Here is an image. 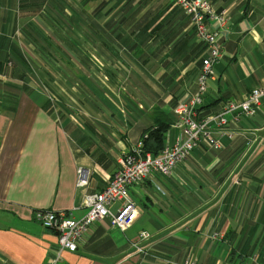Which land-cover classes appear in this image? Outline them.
I'll return each mask as SVG.
<instances>
[{
  "label": "crops",
  "instance_id": "crops-1",
  "mask_svg": "<svg viewBox=\"0 0 264 264\" xmlns=\"http://www.w3.org/2000/svg\"><path fill=\"white\" fill-rule=\"evenodd\" d=\"M207 1L229 24L199 117L264 83V0ZM204 48L169 0H0V264L54 256L57 235L34 211L80 219L84 197L105 188L155 116L176 120L177 102L196 90ZM23 50L46 61L31 70ZM70 67L91 71L85 96ZM39 81L58 102L34 89ZM109 96L124 106L123 119ZM71 103L81 111L68 110ZM227 119L234 136L215 134L221 149L200 144L169 177L154 173L129 188L137 208L129 228L94 223L58 264H264V106ZM178 135L170 126L165 146ZM78 168L90 171L84 189L76 188ZM142 231L150 239L141 243ZM135 243L150 254L136 253Z\"/></svg>",
  "mask_w": 264,
  "mask_h": 264
},
{
  "label": "built area",
  "instance_id": "built-area-1",
  "mask_svg": "<svg viewBox=\"0 0 264 264\" xmlns=\"http://www.w3.org/2000/svg\"><path fill=\"white\" fill-rule=\"evenodd\" d=\"M169 1L174 6L181 8L189 17L198 42L205 47L196 90L191 94H185L173 109L176 120L171 127L177 129L179 135L174 144L165 146L157 157L143 153L140 141L129 151L122 153L118 159V170L105 188L84 197L83 205L86 212L80 219H75L70 210L34 211V219L41 227L53 231L57 235L56 251L46 264H58L64 251H77L81 238L94 223L108 220L111 227L118 230L124 231L129 228L137 217L135 202L128 191L130 187L142 183L154 173L169 177L175 165L187 160L192 151L200 144L211 150L221 149L222 143L214 135L225 136L228 139L234 136L233 132L227 130V116L235 113V117L238 114L250 117L264 106L263 83L253 88L241 102H227L219 114L199 117V107L202 105L203 95L209 81L214 78L213 66L222 56L221 38L228 29V18L225 12H216L207 0ZM76 176V188L84 189L88 186L90 171L78 168ZM117 202L120 203V206L117 210L112 211V206ZM149 239V233L140 232L139 241L141 243ZM132 248L142 256L150 254V249L144 248L139 243L132 244ZM180 264L196 263L187 258Z\"/></svg>",
  "mask_w": 264,
  "mask_h": 264
},
{
  "label": "rangeland",
  "instance_id": "rangeland-1",
  "mask_svg": "<svg viewBox=\"0 0 264 264\" xmlns=\"http://www.w3.org/2000/svg\"><path fill=\"white\" fill-rule=\"evenodd\" d=\"M23 52H24V55H25V60L31 65V70L38 64V65H42V63L44 62V61H46V60H44V58H47V56L46 55H38V54H33V53H30V52H25V50H23ZM92 55L93 54H91L88 50H83V55H82V58L86 61V62H88V63H90V61H91V59H92ZM51 56V58L53 59V60H55V61H57L58 60V58L56 57V55H50ZM28 59V60H27ZM62 60V59H61ZM34 61V62H33ZM64 61V60H63ZM83 61V60H82ZM84 62V61H83ZM35 63H36V65H35ZM34 64V65H33ZM85 68V67H84ZM30 71V70H29ZM83 71V74H80V71H76L73 67H70V73H71V75H72V84H75V86H76V88L78 89H80L81 90V94L83 95V96H85L84 95V92H85V89L86 88H89V87H86V84L88 83L87 81H86V79L88 78V79H90V76H92V73H91V71H89L88 70V68H85V70H82ZM59 72V70H57L56 69V73H58ZM77 72V75H76V77H75V73ZM80 76V77H79ZM42 77H40V79H41ZM34 80H37L36 78H34ZM76 80V81H75ZM83 80V83H82V85H79V83H81V81ZM89 84V83H88ZM53 85V84H52ZM58 85V84H57ZM55 86V88H58V87H56V85H54ZM80 86V87H79ZM34 89H37L36 91L38 92V93H42V94H44L46 97H47V100H48V98H50L51 99V101H52V103H54V101H56L55 99H57L56 98V96H54L53 95V93H52V91H50V89L46 86V85H44L41 81H39V82H36V86H35V88ZM110 97V96H109ZM109 101H106V104L108 105V106H111V107H109L110 108V110H115L114 112H116V115H119L120 116V119H123V113H124V111H125V108H124V106H120V110L119 109H117L116 107H113V103H112V101H111V97L108 99ZM59 100L57 99V102H58ZM118 104V103H117ZM53 105V104H52ZM85 107L86 106H88L87 104H83ZM123 105V104H122ZM57 108V107H56ZM68 110H79V111H81L80 110V107L79 106H77L76 104H74V103H71V105H69V107H66ZM146 232V231H145Z\"/></svg>",
  "mask_w": 264,
  "mask_h": 264
},
{
  "label": "trees",
  "instance_id": "trees-1",
  "mask_svg": "<svg viewBox=\"0 0 264 264\" xmlns=\"http://www.w3.org/2000/svg\"><path fill=\"white\" fill-rule=\"evenodd\" d=\"M23 63L26 64L25 60ZM171 124L163 114L155 116L153 125L147 128L140 138L143 153H149L152 157L160 155L165 148L166 136Z\"/></svg>",
  "mask_w": 264,
  "mask_h": 264
}]
</instances>
